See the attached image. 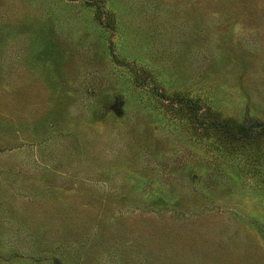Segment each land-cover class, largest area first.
I'll return each mask as SVG.
<instances>
[{"label": "rangeland", "instance_id": "rangeland-1", "mask_svg": "<svg viewBox=\"0 0 264 264\" xmlns=\"http://www.w3.org/2000/svg\"><path fill=\"white\" fill-rule=\"evenodd\" d=\"M0 264H264V0H0Z\"/></svg>", "mask_w": 264, "mask_h": 264}]
</instances>
